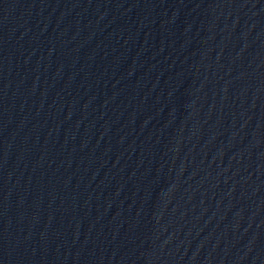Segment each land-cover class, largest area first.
Returning <instances> with one entry per match:
<instances>
[{
  "label": "water",
  "instance_id": "95a60500",
  "mask_svg": "<svg viewBox=\"0 0 264 264\" xmlns=\"http://www.w3.org/2000/svg\"><path fill=\"white\" fill-rule=\"evenodd\" d=\"M0 264H264V0H0Z\"/></svg>",
  "mask_w": 264,
  "mask_h": 264
}]
</instances>
